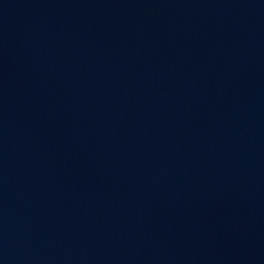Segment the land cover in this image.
Returning a JSON list of instances; mask_svg holds the SVG:
<instances>
[{
    "label": "water",
    "instance_id": "obj_1",
    "mask_svg": "<svg viewBox=\"0 0 264 264\" xmlns=\"http://www.w3.org/2000/svg\"><path fill=\"white\" fill-rule=\"evenodd\" d=\"M0 264H264V0H0Z\"/></svg>",
    "mask_w": 264,
    "mask_h": 264
}]
</instances>
